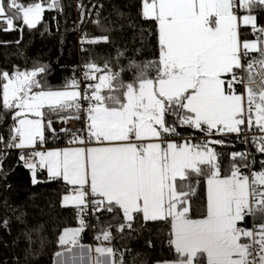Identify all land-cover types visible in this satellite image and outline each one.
<instances>
[{
	"label": "snow or ice",
	"instance_id": "snow-or-ice-1",
	"mask_svg": "<svg viewBox=\"0 0 264 264\" xmlns=\"http://www.w3.org/2000/svg\"><path fill=\"white\" fill-rule=\"evenodd\" d=\"M57 6L58 0L47 4L49 10ZM254 10H264V0H142V17L156 26L159 57L145 66L154 69V77L130 62L125 70L134 79L125 83L107 63H88L84 79L92 83L81 91L76 79L62 90L46 88L40 78L44 67L0 73V105L14 120L11 136L0 143L32 149L20 159L34 183L39 167L74 186V194L63 198L65 206L84 212L90 198L94 212L119 210L124 220L119 231L132 228L141 215L144 221H168L176 259L166 264H264V170L244 174L235 162L249 167V154L234 152L230 174L222 176L213 145L223 140L178 144L168 139L177 135V124L209 138L256 129L260 135L252 143L264 154V27ZM44 11L35 0L27 5L0 0L6 31L14 30L18 19L35 28ZM242 26L256 38L242 39ZM82 110L87 139L73 133L70 140L79 146L35 150L46 142L45 131H54L53 116L67 123L80 119ZM91 144L96 146H86ZM202 176L207 202L205 214L195 219L192 180ZM248 217L251 228L243 226ZM82 231V220L80 228L66 229L61 248L70 252ZM102 238L110 241V232ZM95 252L114 256L111 247L97 246Z\"/></svg>",
	"mask_w": 264,
	"mask_h": 264
},
{
	"label": "trees",
	"instance_id": "trees-1",
	"mask_svg": "<svg viewBox=\"0 0 264 264\" xmlns=\"http://www.w3.org/2000/svg\"><path fill=\"white\" fill-rule=\"evenodd\" d=\"M33 2V0H24ZM95 0H81L84 12ZM45 8L35 28L16 20L15 29L6 31L0 27V73L10 74L44 67L41 79L48 89H63L78 75L79 62L105 63L113 72L120 73L125 82L134 79L126 71L130 62H136L143 70L155 76L154 69L145 67L158 60L159 49L156 26L141 15L142 0H99L100 8L94 19L84 25L85 35L91 39L107 36L108 42L89 43L80 54L76 40V16L73 0H58V6L49 10L51 0H35ZM7 3V0H4ZM259 27H264V10H254ZM242 39L254 40L251 28L241 27ZM122 53V55H118ZM65 113L64 115H66ZM12 112L0 105V138L7 141L12 134L14 120ZM177 135L199 132L187 126L176 125ZM57 142V136L48 130ZM5 144V143H4ZM219 154L221 175L230 174L234 161L232 153L243 152V144L234 141L228 147L214 144ZM249 155L255 171L264 170V154L256 151L254 144ZM18 151L0 154V264H54L55 255L62 250L59 237L66 229L81 227L80 212L73 205L64 204V196L70 186L63 179L50 178L45 169L37 168L33 173L26 168ZM241 165L243 161H236ZM199 180L197 184L196 181ZM195 189L190 197L192 218L205 214L207 192L206 177L193 178ZM97 230L111 228V240H93L94 245H105L114 250L113 264H158L174 261L176 253L169 244L171 226L168 221H144L142 215L132 228L119 231L124 223L123 214L98 211L93 215ZM247 218L244 225H247ZM80 242L90 244L91 235L83 227Z\"/></svg>",
	"mask_w": 264,
	"mask_h": 264
},
{
	"label": "built area",
	"instance_id": "built-area-1",
	"mask_svg": "<svg viewBox=\"0 0 264 264\" xmlns=\"http://www.w3.org/2000/svg\"><path fill=\"white\" fill-rule=\"evenodd\" d=\"M21 2L25 5L30 4L32 2H25L24 0H21ZM74 2V10H75V16H76V40H77V45H78V52L79 54L86 50V47L88 46L89 43L86 42L87 40H91L90 37L85 35L84 32V25L90 21H92L95 17V15L98 13V10L100 8V3L99 0H95L91 5L87 7V9L83 12L82 7H81V0H73ZM19 28H21L24 24L22 19L19 20ZM251 34L253 35L252 31ZM254 36V35H253ZM250 57H255L259 58L258 53H251ZM86 64L88 63H82L79 62L78 65L76 66L78 75L76 80L80 82V88L81 91L84 90L87 84L92 83V81H87L84 79V72L86 71ZM240 91L242 92L243 89L240 88ZM82 105L86 108L87 102L81 101ZM68 115V113L66 114ZM72 115H76V113H72ZM80 119H69L67 123H61L60 119L56 116L52 117V123H53V129L49 130L52 134L57 136V142L55 144H50V143H44L43 145H37L38 149H46L58 145H63V146H79V145H74L70 144V140L72 139V134L75 133L77 135L85 137L87 139V129H86V112L83 110L79 113ZM67 130V131H64ZM260 135L259 132L256 131V129H253L252 131H247L245 130L242 132L239 136L236 134H229L226 136H220L216 135L211 138L207 137L204 133L202 132H195L191 134H184V135H178V136H170L168 137L169 140L178 143V144H183L185 141H189L192 144H202L208 139H213V140H223L224 144L228 147L232 146L234 141H238L239 143L243 144L245 153L249 154V147L255 138V136ZM94 145V144H91ZM90 146V145H86ZM166 146V143H165ZM7 151H18L21 153V155L27 154L32 151V149H16V148H8L4 143H0V154L7 152ZM23 164L24 161L22 160ZM29 163H32L31 158L28 160ZM249 167H244L243 164L244 162L240 165L241 166V171L246 174L250 175L252 171H255L253 169V161L249 155V160L247 161ZM70 193L74 194L73 192V187L70 188ZM94 205L91 204L90 198H89V203L88 207L84 212H80V218H79V223L81 225V220L83 221V227L88 229L91 235V242L90 245L94 246L93 240L97 239L98 236L101 237L100 240L104 241L102 238V233L104 231L110 232L111 236V228L109 226L105 227L103 230L98 231L97 226L93 221V215L96 213L93 211ZM98 212V211H97ZM247 225H243L244 227L251 228L253 225V219L252 217L247 218ZM258 223L261 221H257Z\"/></svg>",
	"mask_w": 264,
	"mask_h": 264
},
{
	"label": "crops",
	"instance_id": "crops-1",
	"mask_svg": "<svg viewBox=\"0 0 264 264\" xmlns=\"http://www.w3.org/2000/svg\"><path fill=\"white\" fill-rule=\"evenodd\" d=\"M18 20H20V19H18ZM1 26H5L7 28V25L3 22H0V27ZM51 90H62V89H51ZM45 137H46V143H50V144L56 143V139H54L53 136L48 134V130L45 131ZM90 146H96V145L94 144V145H90ZM69 147H77V146L58 145V146H54V147H50V148H46V149H38L37 151L62 150V149H66ZM69 186H70V188L74 187L71 185H69ZM206 192H207V185H206ZM68 195H72V193H69ZM69 205H71V204H69ZM78 228H80V227H76V228H72V229H78ZM79 238H80V235H79ZM80 245H83L84 247H81ZM89 246L92 249L91 252H89ZM97 246L107 247L105 245H100V244L91 246L90 244H84V243L80 242V240H79L78 245L70 246L71 247L70 252L65 251L63 249L61 251H59L61 253V255L60 256H57V254L55 255L54 264H113L112 255H109L107 253L99 254V253L95 252V248ZM166 262H171V261H166ZM166 262H161L158 264H166Z\"/></svg>",
	"mask_w": 264,
	"mask_h": 264
},
{
	"label": "rangeland",
	"instance_id": "rangeland-1",
	"mask_svg": "<svg viewBox=\"0 0 264 264\" xmlns=\"http://www.w3.org/2000/svg\"><path fill=\"white\" fill-rule=\"evenodd\" d=\"M68 195V194H67Z\"/></svg>",
	"mask_w": 264,
	"mask_h": 264
}]
</instances>
